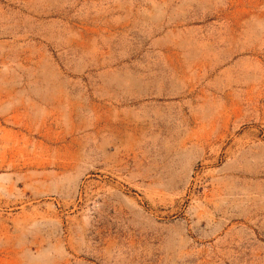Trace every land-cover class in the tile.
Returning <instances> with one entry per match:
<instances>
[{"label": "rangeland", "instance_id": "374dc122", "mask_svg": "<svg viewBox=\"0 0 264 264\" xmlns=\"http://www.w3.org/2000/svg\"><path fill=\"white\" fill-rule=\"evenodd\" d=\"M0 264H264V0H0Z\"/></svg>", "mask_w": 264, "mask_h": 264}]
</instances>
